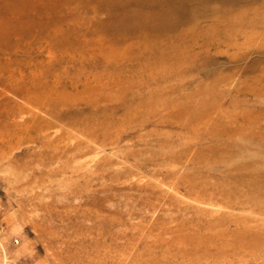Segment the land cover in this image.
I'll list each match as a JSON object with an SVG mask.
<instances>
[{"label": "rangeland", "instance_id": "374dc122", "mask_svg": "<svg viewBox=\"0 0 264 264\" xmlns=\"http://www.w3.org/2000/svg\"><path fill=\"white\" fill-rule=\"evenodd\" d=\"M0 264H264V0H0Z\"/></svg>", "mask_w": 264, "mask_h": 264}]
</instances>
